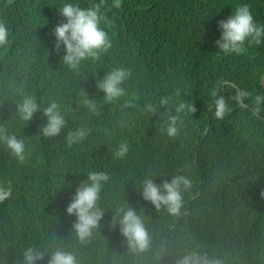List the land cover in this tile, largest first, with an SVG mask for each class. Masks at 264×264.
Segmentation results:
<instances>
[{"label": "trees", "instance_id": "16d2710c", "mask_svg": "<svg viewBox=\"0 0 264 264\" xmlns=\"http://www.w3.org/2000/svg\"><path fill=\"white\" fill-rule=\"evenodd\" d=\"M62 2L0 0V21L9 29V43L0 46V120L11 118L13 98L23 91L41 105L57 99L68 121L59 136L49 138L38 132L41 113L26 125L18 122L11 130L25 139L23 164L0 144V181L14 186L13 196L0 202V264H14L22 246L54 238L76 251L81 264H175L178 255L194 250L223 264H264V118L231 99L233 111L223 120L207 107L217 80L264 92V43L230 55L218 54L214 44L220 36L217 22L239 3H248L264 24V0H122L119 9L106 13L113 21L112 48L79 70L64 65L54 47L52 29L63 19L56 8ZM78 2L84 7L99 0ZM121 64L132 69L125 86L141 107L146 95L158 98L175 88L194 104L179 136L160 132L159 115L137 107L122 110L126 97L103 101L96 80ZM84 89L96 99L97 113L81 103ZM232 92L222 87L225 97ZM81 124L91 129L89 137L67 146L66 131ZM124 139L130 151L116 158ZM92 169L106 170L111 178L101 193L100 226L81 245L70 231L75 216L67 214L66 205ZM180 171L193 183L178 215L157 210L133 182L151 174L159 183ZM122 200L137 208L152 236L144 253H132L119 227L112 226L114 207Z\"/></svg>", "mask_w": 264, "mask_h": 264}, {"label": "clouds", "instance_id": "9594fccd", "mask_svg": "<svg viewBox=\"0 0 264 264\" xmlns=\"http://www.w3.org/2000/svg\"><path fill=\"white\" fill-rule=\"evenodd\" d=\"M122 0H111L105 4L99 0L90 6L82 7L78 0H63L56 7L63 17L52 29L55 37L54 47L62 53L60 61L73 70H79L83 62L88 59H99L102 53L108 52L113 46V40L108 29L113 21L109 19L107 9L121 7ZM220 36L214 41L218 47V54H241L246 51V45H260L264 43V24L256 21L248 3H239L235 10L225 19L217 22ZM9 43V29L4 21H0V46ZM132 76V69L123 64L112 66L104 75L96 80V88L103 95L104 102H117L122 97L123 108L137 107L146 115H159L160 132L169 138L179 136L184 124V117L195 111L194 104L181 98V89L175 88L167 94L154 98L145 96L141 107L137 103L135 93L129 94L126 82ZM223 88H232L230 97L221 94ZM81 103L91 112H98L95 98H90L83 90ZM210 101L207 107L213 116L223 120L233 111L229 99L235 101L242 108L247 109L257 119L264 118V92L250 91L247 88H236L231 83L217 80L209 90ZM15 111L10 119L0 120V144L16 160L23 164L28 156L24 138L12 131L18 122L26 125L36 113H41L44 122L39 133L44 137H57L66 129L68 121L62 105L57 99H51L46 105H41L37 97L31 93L21 91L18 99L13 98ZM163 109V111H161ZM174 109V110H173ZM91 133L86 125H79L66 131L63 136L67 146L79 145ZM130 151L127 139L121 140L114 151L116 158H125ZM80 172V171H75ZM87 178L79 181L71 199L66 205V212L74 215L75 220L70 231L74 233L81 245H86L93 236L94 230L100 226L105 214L101 207V193L110 181V173L103 169L88 170ZM138 191L145 201H149L157 210L165 209L171 215H178L184 204V194L192 187V178L182 171L172 174L170 178L159 183L151 174L142 179H134ZM14 193L11 181H0V202L9 200ZM264 195V192L261 193ZM112 226H118L124 236L127 247L132 253H144L152 245V236L144 223L142 215L128 200H122L114 207ZM20 255L14 264H81L76 251L70 250L63 243L53 239L39 245L27 244L20 248ZM45 257L47 259L45 260ZM157 257V261H159ZM175 264H223L219 257L210 256L206 251H186L178 255Z\"/></svg>", "mask_w": 264, "mask_h": 264}, {"label": "water", "instance_id": "95a60500", "mask_svg": "<svg viewBox=\"0 0 264 264\" xmlns=\"http://www.w3.org/2000/svg\"><path fill=\"white\" fill-rule=\"evenodd\" d=\"M263 79H264V77H263ZM263 84H264V80H263Z\"/></svg>", "mask_w": 264, "mask_h": 264}]
</instances>
